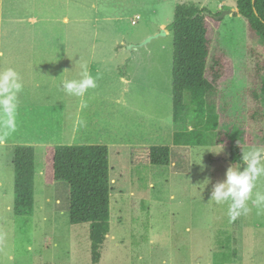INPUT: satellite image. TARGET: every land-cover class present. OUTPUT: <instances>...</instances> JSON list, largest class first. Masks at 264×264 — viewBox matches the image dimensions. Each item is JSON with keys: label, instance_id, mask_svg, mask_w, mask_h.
<instances>
[{"label": "rangeland", "instance_id": "obj_1", "mask_svg": "<svg viewBox=\"0 0 264 264\" xmlns=\"http://www.w3.org/2000/svg\"><path fill=\"white\" fill-rule=\"evenodd\" d=\"M83 1L89 4L86 23L78 17V0H0V51L6 53L0 69L20 71L26 86L50 65L43 59L50 52L35 53L31 47L122 44L136 56L143 77L129 87L134 96L128 102L135 109H111L103 104L97 113L101 125L115 132L89 136L107 146L111 179L110 231L98 264H264V210L249 201V214L230 221L228 204L209 200L213 185L226 180L232 165L231 145H240L243 151L264 147L260 133L264 123H251L247 117L252 107L251 77L258 57L264 58V44L249 38L242 17L226 14L219 28L210 32L211 38L218 35L234 64L231 85L207 106V115L218 119L223 140L218 144L217 133L209 132L205 146L173 144L174 133L204 122L188 96L185 123L173 122V37L166 28L173 22L175 6L194 1L221 15L236 12V0H142L134 9L124 0ZM97 2L103 3L96 12L92 8ZM135 14L142 16L136 25L131 24ZM160 23L166 24L168 34H162ZM18 46L23 50H4ZM123 88L122 83H113L115 95H122ZM21 120L16 118L18 131L0 144V264H92L89 225L69 223L68 185H44L42 144L33 145V212L30 216L14 213L13 144L30 143L29 135L21 131L28 125ZM135 146L169 147L170 165H133L130 153ZM206 180L210 181L207 185ZM257 192L264 194V177L256 182L253 199Z\"/></svg>", "mask_w": 264, "mask_h": 264}, {"label": "trees", "instance_id": "obj_2", "mask_svg": "<svg viewBox=\"0 0 264 264\" xmlns=\"http://www.w3.org/2000/svg\"><path fill=\"white\" fill-rule=\"evenodd\" d=\"M194 3L177 4L173 22L166 28L173 37L172 54V116L175 124L186 121L190 105L203 123L190 131L173 135L175 146L200 147L207 144V134L216 132V141L223 140L215 115H207L209 100L219 96L234 77L232 57L221 45L218 35L210 37L222 20ZM233 16L242 17L251 40L264 44V0H236ZM248 91L252 107L249 122L264 123V58L258 57ZM261 134L264 135V128ZM243 147L230 146L229 162L240 164ZM133 165L168 167L170 148L167 146L133 147ZM14 213L30 216L34 206V149L17 146L13 150ZM109 151L103 145L46 146L44 149L43 182L51 187L65 182L69 187L68 216L71 225L88 224L91 263L98 264L101 248L110 231Z\"/></svg>", "mask_w": 264, "mask_h": 264}, {"label": "crops", "instance_id": "obj_3", "mask_svg": "<svg viewBox=\"0 0 264 264\" xmlns=\"http://www.w3.org/2000/svg\"><path fill=\"white\" fill-rule=\"evenodd\" d=\"M78 1V17L84 19L83 23H86V16L84 15L89 10V4L87 6L85 1H83L84 3L82 0ZM124 1L127 2L130 9L143 4L142 0ZM97 3L98 6L95 4L92 8L96 12L103 2ZM136 18L134 25L137 24L138 20H142L140 14H135L131 24ZM165 28L166 24L160 23L159 29L165 30ZM121 45L99 47L78 45L39 47L35 49L31 47L30 50H35V53L50 52L51 56H44L43 58L50 65H46L45 68L41 69L39 74L37 70L38 78L29 82L30 85L27 83L24 86L22 91L24 98H19L21 108H19L20 111L17 113L16 118L22 119V125H28L22 127L21 131L22 134L29 135L30 143L20 144L21 142H17L13 144L14 148L26 146L34 149L33 145L37 144H42L44 147L54 145H99L93 140H89L90 134L100 133L104 130L115 132L110 128L103 129L97 115L98 111L103 108V104L105 108L133 111L135 107L128 101L133 102L134 94L129 93V87L136 84L137 80L143 77L141 67L135 63L136 56L126 46ZM5 49L23 50L21 46L5 47ZM5 54V52L0 51V60H5ZM81 63L87 64L89 71L96 78L97 87L89 90L83 97L69 96L62 90L61 82L65 79H78ZM121 66L124 67L123 71L120 70ZM17 72L21 76L20 71ZM30 76L34 77L32 73ZM117 82L125 85L122 95L113 93V83ZM140 98L143 97L140 96ZM85 135L88 137L87 139ZM178 147L189 148L188 146Z\"/></svg>", "mask_w": 264, "mask_h": 264}, {"label": "clouds", "instance_id": "obj_4", "mask_svg": "<svg viewBox=\"0 0 264 264\" xmlns=\"http://www.w3.org/2000/svg\"><path fill=\"white\" fill-rule=\"evenodd\" d=\"M96 87V78L86 63L80 64L78 79H65L61 82L62 90L67 95L75 97H83ZM23 89V81L14 68L0 69V144L16 131L19 94ZM240 162L235 167L231 165L226 171V180L213 185L210 192L209 200L216 204H228L230 221L249 214L251 211L249 201L258 209L264 210V194L257 192L253 199L256 182L264 177V147L257 146L242 151ZM205 183L207 185L210 181L206 180Z\"/></svg>", "mask_w": 264, "mask_h": 264}, {"label": "water", "instance_id": "obj_5", "mask_svg": "<svg viewBox=\"0 0 264 264\" xmlns=\"http://www.w3.org/2000/svg\"><path fill=\"white\" fill-rule=\"evenodd\" d=\"M232 15L233 14V11H228V12H225V13H223V14H221V15H217V16H215V19L216 20H222L223 19V17H224V15ZM162 34L163 35H166L167 33H166V31L165 30H163L162 31ZM152 38H155V37H150L145 43H147L148 41H150Z\"/></svg>", "mask_w": 264, "mask_h": 264}, {"label": "built area", "instance_id": "obj_6", "mask_svg": "<svg viewBox=\"0 0 264 264\" xmlns=\"http://www.w3.org/2000/svg\"><path fill=\"white\" fill-rule=\"evenodd\" d=\"M135 20H137V18ZM132 24H135V21H132Z\"/></svg>", "mask_w": 264, "mask_h": 264}]
</instances>
